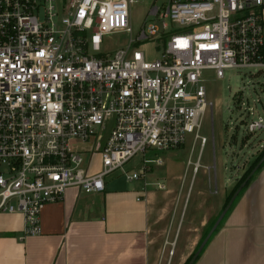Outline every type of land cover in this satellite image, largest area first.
<instances>
[{
  "label": "built area",
  "instance_id": "obj_1",
  "mask_svg": "<svg viewBox=\"0 0 264 264\" xmlns=\"http://www.w3.org/2000/svg\"><path fill=\"white\" fill-rule=\"evenodd\" d=\"M135 2L0 0V214H22L24 236L42 233L44 207L69 189L104 191L137 155L141 168L127 178L145 180L163 164L149 151L176 150L193 134L191 190L209 141L203 119L214 107L203 71L219 79L228 68L264 72V0H165L136 38L106 52L108 34H132ZM144 41L156 44V60L146 58ZM247 130L263 131L264 116ZM87 144L102 158L92 173L83 167Z\"/></svg>",
  "mask_w": 264,
  "mask_h": 264
},
{
  "label": "crops",
  "instance_id": "obj_2",
  "mask_svg": "<svg viewBox=\"0 0 264 264\" xmlns=\"http://www.w3.org/2000/svg\"><path fill=\"white\" fill-rule=\"evenodd\" d=\"M131 172L121 170L101 192L69 189L64 201L44 207L41 234L24 236L22 214H2L0 264H169L167 247L149 233L154 218L158 223L169 214V235L174 231L178 210L168 197L175 191L150 188L151 172L145 180H128ZM198 198L199 210L205 203ZM233 202L195 264H264V165ZM210 224L211 219L201 222L206 231Z\"/></svg>",
  "mask_w": 264,
  "mask_h": 264
},
{
  "label": "rangeland",
  "instance_id": "obj_3",
  "mask_svg": "<svg viewBox=\"0 0 264 264\" xmlns=\"http://www.w3.org/2000/svg\"><path fill=\"white\" fill-rule=\"evenodd\" d=\"M164 2L165 0H136L131 8L132 34L128 32L108 34L104 38L103 50L115 51L128 45L131 38H136L143 24L151 19V7L156 4L162 6ZM142 49L148 60H156L160 56L155 43L144 41ZM224 73L223 79H219L214 70L203 71L208 99L214 107L205 114L203 119L201 134L209 141L202 153V166L195 176L192 189L190 190L189 185L194 171L192 165L188 166V161L194 141L193 134L188 135L186 144L176 150L160 152L151 150L146 154L149 158L163 161L161 165L152 166L149 179L153 182H164L166 187L175 191L168 197L170 198L168 204L177 205L176 210H178L173 226L174 231L169 235L170 230L167 228L171 217L169 214L158 223L157 218H154L153 222H155L149 233L150 236L160 239L158 241L160 246L164 243L167 247L166 253L170 256L169 264L172 257V264L184 263L185 256L192 253L197 241L206 231V226H202L201 222L211 219L210 228L208 227L211 230L223 212L226 194L233 189L244 173L251 168L254 169L251 173L253 175L264 161V157L258 159L264 150V130L252 134L247 130L250 119H256L258 115L264 116V72H259L256 68L242 67L228 68L224 70ZM240 96L242 97L240 102L245 103L243 107L238 102ZM248 108L255 110L254 116H247ZM82 147L87 150L84 151L83 167L88 172H96L102 166L100 154L93 155L90 144ZM199 148L200 141L193 151L192 161L197 159ZM142 163L143 156L137 155L125 165L123 170L128 172L138 170ZM120 175H122L121 170L113 172L106 178V182L113 181ZM184 177L185 181L181 188ZM150 188L165 191L160 190L156 185ZM197 198L205 203L199 210ZM229 214L230 210L222 223L227 221ZM176 236L180 237L176 239ZM167 240L170 243H167Z\"/></svg>",
  "mask_w": 264,
  "mask_h": 264
},
{
  "label": "trees",
  "instance_id": "obj_4",
  "mask_svg": "<svg viewBox=\"0 0 264 264\" xmlns=\"http://www.w3.org/2000/svg\"><path fill=\"white\" fill-rule=\"evenodd\" d=\"M263 157H264V150L262 151V154H261V156H260L258 159L263 158ZM263 165H264V161H263V163L258 167V170H259V168L262 167ZM253 170H254V169H251V168H250L246 173H244V174L242 175V178H241V179H240V180L234 185L233 189H232V190L226 195L225 205H224V207H223L222 210H224V209L227 207V205H228L230 199H231V198L234 196V194H235V193H236V192L242 187V184H244V185H243V188H242L241 192L238 194L237 198H238L239 196L242 195V192H243L244 189L248 186L249 182L251 181L252 177H253L254 174H255V173H254L253 175H251V173L253 172ZM258 170H257V172H258ZM257 172H256V173H257ZM250 175H251V176H250ZM237 198H236V199H237ZM236 199H235V200H236ZM229 210H231V208H230ZM229 210H228V211H229ZM209 228H210V226H209ZM209 228H208L207 231L205 232V234H204V236H203L201 242L196 246V249L194 250V253H193V254L187 259V261H186L184 264H188L190 261H192V259L194 258L195 254H196V250L198 249V247L200 246V244L203 242V240L206 238L208 232L210 231ZM216 230H217V229H216ZM216 230L213 232V234L216 232ZM213 234H212L210 240L212 239ZM210 240L208 241V243L206 244V246H205V247L203 248V250L201 251V254L196 258V260H198V259L200 258V256L203 254V252H204L205 248L207 247V245L209 244ZM196 260L193 262V264L196 263Z\"/></svg>",
  "mask_w": 264,
  "mask_h": 264
},
{
  "label": "water",
  "instance_id": "obj_5",
  "mask_svg": "<svg viewBox=\"0 0 264 264\" xmlns=\"http://www.w3.org/2000/svg\"><path fill=\"white\" fill-rule=\"evenodd\" d=\"M243 185L244 184H242V187L230 199L227 207L223 210V212L221 213V215L217 218L218 220L215 222V224L213 225V227L211 228V230L207 234V237L203 240V242L200 244V246L196 250V254H195L194 258L192 259V261H190L188 264H193V262L196 260V258L201 254V251L203 250V248L206 246V244L210 240L213 232L220 226V224L224 220L223 218L225 217V215L227 214L228 210L231 208L232 204L234 203L233 201L236 199V197L238 196V194L241 192V190L243 188Z\"/></svg>",
  "mask_w": 264,
  "mask_h": 264
},
{
  "label": "flooded vegetation",
  "instance_id": "obj_6",
  "mask_svg": "<svg viewBox=\"0 0 264 264\" xmlns=\"http://www.w3.org/2000/svg\"><path fill=\"white\" fill-rule=\"evenodd\" d=\"M207 237V236H206Z\"/></svg>",
  "mask_w": 264,
  "mask_h": 264
}]
</instances>
